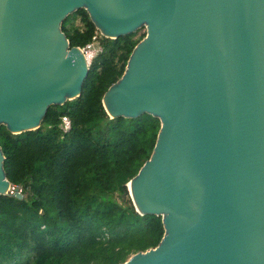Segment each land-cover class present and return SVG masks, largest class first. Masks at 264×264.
<instances>
[{
  "label": "water",
  "instance_id": "1",
  "mask_svg": "<svg viewBox=\"0 0 264 264\" xmlns=\"http://www.w3.org/2000/svg\"><path fill=\"white\" fill-rule=\"evenodd\" d=\"M84 8L108 38L145 28L102 97L113 118L160 127L126 186L160 215L155 247L121 264H264V0H0V125L39 127L81 93L85 53L61 23ZM0 195H22L3 169Z\"/></svg>",
  "mask_w": 264,
  "mask_h": 264
},
{
  "label": "trees",
  "instance_id": "2",
  "mask_svg": "<svg viewBox=\"0 0 264 264\" xmlns=\"http://www.w3.org/2000/svg\"><path fill=\"white\" fill-rule=\"evenodd\" d=\"M61 30L70 47L100 50L81 93L50 105L38 128L13 134L0 125L5 176L22 195H0V264H121L164 233L161 216L138 213L126 186L150 157L160 122L147 113L111 118L102 105L145 28L108 38L79 8Z\"/></svg>",
  "mask_w": 264,
  "mask_h": 264
},
{
  "label": "built area",
  "instance_id": "3",
  "mask_svg": "<svg viewBox=\"0 0 264 264\" xmlns=\"http://www.w3.org/2000/svg\"><path fill=\"white\" fill-rule=\"evenodd\" d=\"M80 48H81V47H80ZM81 49H82V51H83L84 53H86L88 50L93 51V54L91 55V57H90L89 59H87L88 62L90 63V61H91L92 57L95 55V53L98 52V51L100 50V47H95V46L92 45V44H88V45H86L85 47H82ZM85 57H86V56H85ZM61 121H62L61 126H62L63 131H68L69 128H70V124H71V123H70V119H69L67 116L64 115V116L61 117Z\"/></svg>",
  "mask_w": 264,
  "mask_h": 264
},
{
  "label": "bare ground",
  "instance_id": "4",
  "mask_svg": "<svg viewBox=\"0 0 264 264\" xmlns=\"http://www.w3.org/2000/svg\"><path fill=\"white\" fill-rule=\"evenodd\" d=\"M93 54V51L91 50H88L86 53H85V56L87 59H89L91 57V55Z\"/></svg>",
  "mask_w": 264,
  "mask_h": 264
}]
</instances>
